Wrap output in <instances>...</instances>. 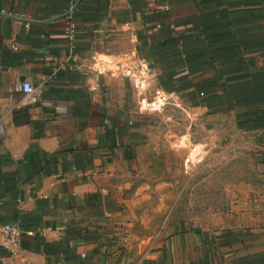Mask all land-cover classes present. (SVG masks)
I'll return each mask as SVG.
<instances>
[{"label":"crops","instance_id":"1","mask_svg":"<svg viewBox=\"0 0 264 264\" xmlns=\"http://www.w3.org/2000/svg\"><path fill=\"white\" fill-rule=\"evenodd\" d=\"M67 6L0 0V224L32 231L26 264H264L255 183L225 186V210L189 202L185 216L134 229L166 210L175 163L192 180L234 146L264 172V0H77L71 41ZM129 53L150 68L143 94L93 70ZM24 80L35 102L11 90ZM168 148L185 155L159 158ZM138 177L158 181L133 187ZM0 264H15L1 247Z\"/></svg>","mask_w":264,"mask_h":264},{"label":"rangeland","instance_id":"2","mask_svg":"<svg viewBox=\"0 0 264 264\" xmlns=\"http://www.w3.org/2000/svg\"><path fill=\"white\" fill-rule=\"evenodd\" d=\"M181 125L177 124L182 130L183 119ZM160 127L163 128L162 125ZM164 127H166L165 124ZM218 151L219 150H215L214 148L210 149L206 154L204 152L202 158H209L218 153ZM165 154L164 157L159 155V158H175L177 160V158H183L185 155L183 148L179 149L175 156H173V151L171 149ZM191 156L193 155L191 154ZM200 162L197 164V172L192 180L188 178L187 171H189V169L186 165L183 166V164L175 163L173 166H170L168 173H166L168 174V178L162 180L166 183L164 187H162V191L165 194L164 206L166 210L153 211L150 209L149 211H145L144 214L147 217V226L141 227L140 225H135V230H155L160 226L168 214L171 215V218H179L187 215L188 210H186L184 206L189 202H193V204H197V206L205 203L211 207L223 206L222 210L230 208L231 202L234 200V195L232 194L233 191H230L229 195L226 197L224 194L225 186L232 188L238 184L249 182L255 183L264 189V172L254 161L252 150L248 151L245 148L232 146L223 159H218L205 167H203V165L200 166V164L203 163V159L202 162ZM132 180L133 187L142 182L152 185L154 182L158 181L139 177ZM180 190L182 192L181 195L178 196ZM173 202L177 204L176 209L169 212L167 209ZM190 213L193 215L202 212L190 211ZM213 213H216V211Z\"/></svg>","mask_w":264,"mask_h":264},{"label":"built area","instance_id":"3","mask_svg":"<svg viewBox=\"0 0 264 264\" xmlns=\"http://www.w3.org/2000/svg\"><path fill=\"white\" fill-rule=\"evenodd\" d=\"M77 0H68L66 16L68 24L65 29L66 38L71 41L74 38L76 26L70 19ZM166 9L167 6H164ZM93 70L95 74L116 73L127 77L133 84L137 94H143L146 88V82L151 71L145 59L139 58L134 54H123L115 59L107 57H98L93 61ZM11 90L21 92L24 98L29 102H35L39 90L33 87L28 81H18L12 85ZM22 234L31 235V230H22L16 223L0 224V247L3 248L9 257L14 259L15 264H26L27 253L20 245Z\"/></svg>","mask_w":264,"mask_h":264}]
</instances>
